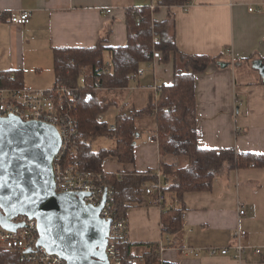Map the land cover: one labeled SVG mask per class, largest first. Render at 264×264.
Instances as JSON below:
<instances>
[{
  "label": "crops",
  "instance_id": "1",
  "mask_svg": "<svg viewBox=\"0 0 264 264\" xmlns=\"http://www.w3.org/2000/svg\"><path fill=\"white\" fill-rule=\"evenodd\" d=\"M158 2L0 0V73L22 72L24 88L49 91L56 79V50L94 48L102 41L104 46L123 47L128 41L127 10L156 7ZM21 11L30 13V23H11L10 17ZM170 15L180 51L219 57V63L196 78L200 147L264 155V80L253 68L259 61L264 63V0H195L189 9L160 7L154 18L163 22ZM252 57L250 64L242 62ZM160 59L161 54L156 52L151 68L144 66L142 77L112 95L118 103L117 116L147 108L157 97L156 85L174 82L173 60L162 64ZM248 66L258 72L257 78L246 70ZM136 127L135 163L124 165L108 158L103 164L105 174L157 173L162 162L184 164L172 155L162 157L158 142L147 140L157 127L154 116L139 117ZM148 196L146 203L130 208L126 216L129 243L135 245L137 257L143 256L148 244L155 243L165 248L159 249L162 264H264V254H255L256 249L264 251V168L222 172L211 192L186 193L181 203L171 193L165 195L164 206L149 201ZM163 207H185L181 234L164 236ZM239 229L247 232L243 243L248 249L243 261L207 253L194 257L184 250L230 246Z\"/></svg>",
  "mask_w": 264,
  "mask_h": 264
},
{
  "label": "trees",
  "instance_id": "2",
  "mask_svg": "<svg viewBox=\"0 0 264 264\" xmlns=\"http://www.w3.org/2000/svg\"><path fill=\"white\" fill-rule=\"evenodd\" d=\"M192 0H159L156 7L146 6L127 10L126 24L128 41L123 47L104 46V41L94 48L62 49L54 52L55 84L73 89L79 103L80 163L83 169L104 172L103 164L108 158L118 159L120 164H134L136 161V120L143 116H154L157 127L151 135L159 144L162 157H185V165L162 162L160 171L169 181L163 190L171 193L181 203L186 193L211 192L215 178L222 172L264 168V155L238 153L233 148L207 149L198 142V118L196 100V78L212 64L219 63V57L189 55L177 47L174 20H155L160 7L181 6L186 8ZM170 24H172L170 27ZM161 54L160 62L175 65L174 82L160 85V93L154 102L143 110L132 109L130 113L117 116L114 124L98 121L118 103L112 96L131 85L130 77L154 61L155 53ZM106 56L109 61L105 63ZM254 57L243 60L250 64ZM264 61V59H263ZM13 75L14 79L10 80ZM87 83L82 84L81 78ZM22 72L0 73V86L23 88ZM115 125V129L112 126ZM151 133V134H152ZM100 137L116 141L113 149L93 150V144ZM107 182L116 188L117 205L122 216L134 206L146 203L145 185L152 186L157 180L155 173L124 172L106 174ZM149 201L157 195L148 196ZM164 206V201L159 203ZM185 207H163L161 216L164 236L172 237L184 229ZM142 257L134 252L135 245L129 242L121 246L123 264H162L159 258L160 245L150 243ZM0 264H22L18 254L0 251ZM171 264V263H163Z\"/></svg>",
  "mask_w": 264,
  "mask_h": 264
},
{
  "label": "built area",
  "instance_id": "3",
  "mask_svg": "<svg viewBox=\"0 0 264 264\" xmlns=\"http://www.w3.org/2000/svg\"><path fill=\"white\" fill-rule=\"evenodd\" d=\"M194 1L192 0L186 9H189ZM2 19L3 15L0 13V20ZM9 20L13 24L25 26L30 23L31 15L28 11H21L11 16ZM144 73L145 70L140 69L130 77V80L135 82ZM9 79L13 80L14 76L11 75ZM81 83L86 84V78H81ZM154 90L158 96L160 86L156 85ZM74 92L65 85H59L49 91L0 86V117L15 116L23 121L45 123L57 130L61 146L54 159L56 192L83 194V202L86 205L101 208L100 217L111 222L105 250L107 259L109 264H123L121 246L129 242V222L127 217L119 212L116 188L107 182L106 174L85 170L81 166L79 103ZM98 121H104L103 115L98 117ZM112 129H115V125ZM147 140L155 142L151 135ZM155 177L157 178L155 183L152 186L145 185L144 188L147 195H157L156 203L159 204L165 200L163 190L169 186V181L161 172L155 173ZM244 213L240 211L241 215ZM11 223L19 228L11 231L0 225V251L18 254L22 264H66L60 256L51 254L38 245L39 230L35 219L20 215L14 217ZM246 237L247 232L239 229L233 234L234 242L230 246L198 249L186 247L184 250L194 257L207 253L211 257L226 256L243 261L248 249L243 243ZM160 249L162 251L165 248L161 245ZM255 254L263 256L264 251L256 249Z\"/></svg>",
  "mask_w": 264,
  "mask_h": 264
},
{
  "label": "water",
  "instance_id": "4",
  "mask_svg": "<svg viewBox=\"0 0 264 264\" xmlns=\"http://www.w3.org/2000/svg\"><path fill=\"white\" fill-rule=\"evenodd\" d=\"M253 68L264 80V63ZM61 138L48 124L0 117V225L15 231L14 217L38 223L39 243L66 264H109L106 247L110 221L83 194L56 192L54 159Z\"/></svg>",
  "mask_w": 264,
  "mask_h": 264
},
{
  "label": "rangeland",
  "instance_id": "5",
  "mask_svg": "<svg viewBox=\"0 0 264 264\" xmlns=\"http://www.w3.org/2000/svg\"><path fill=\"white\" fill-rule=\"evenodd\" d=\"M171 25L172 24H170V27H172ZM108 58L109 57L106 56L105 63H108V61H109ZM238 69L240 70V67ZM246 70L250 71L254 78L255 77L257 78L259 76L258 72L255 71L254 69L253 70L250 69L249 66L246 68ZM118 112H119V110L117 107H112L111 109H109V111L107 113H105L103 115L104 120L110 125L114 124V121L116 119ZM147 118H150V117H147ZM115 146H116V141L114 139H111L108 137H100L97 139L96 142H94L93 150L99 151V150L104 149V148L112 149V148H115ZM181 159L180 160L183 161V163L185 164L187 159L185 157H183Z\"/></svg>",
  "mask_w": 264,
  "mask_h": 264
}]
</instances>
